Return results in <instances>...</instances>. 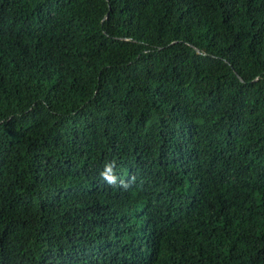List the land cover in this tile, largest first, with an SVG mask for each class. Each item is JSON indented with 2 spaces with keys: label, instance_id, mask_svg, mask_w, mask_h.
I'll return each instance as SVG.
<instances>
[{
  "label": "trees",
  "instance_id": "obj_1",
  "mask_svg": "<svg viewBox=\"0 0 264 264\" xmlns=\"http://www.w3.org/2000/svg\"><path fill=\"white\" fill-rule=\"evenodd\" d=\"M0 264H264V0H0Z\"/></svg>",
  "mask_w": 264,
  "mask_h": 264
},
{
  "label": "clouds",
  "instance_id": "obj_2",
  "mask_svg": "<svg viewBox=\"0 0 264 264\" xmlns=\"http://www.w3.org/2000/svg\"><path fill=\"white\" fill-rule=\"evenodd\" d=\"M113 165H110L105 172L101 173V178L105 180L109 185H115L116 178L113 175H109L110 172H112Z\"/></svg>",
  "mask_w": 264,
  "mask_h": 264
}]
</instances>
